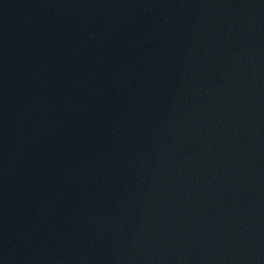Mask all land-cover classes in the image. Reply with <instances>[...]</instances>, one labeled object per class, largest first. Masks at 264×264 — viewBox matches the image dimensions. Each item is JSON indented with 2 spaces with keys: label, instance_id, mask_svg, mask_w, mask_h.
<instances>
[{
  "label": "water",
  "instance_id": "1",
  "mask_svg": "<svg viewBox=\"0 0 264 264\" xmlns=\"http://www.w3.org/2000/svg\"><path fill=\"white\" fill-rule=\"evenodd\" d=\"M0 264H264V0H0Z\"/></svg>",
  "mask_w": 264,
  "mask_h": 264
}]
</instances>
